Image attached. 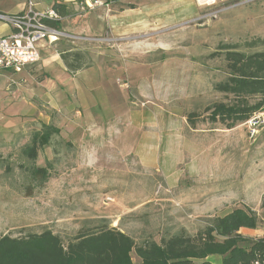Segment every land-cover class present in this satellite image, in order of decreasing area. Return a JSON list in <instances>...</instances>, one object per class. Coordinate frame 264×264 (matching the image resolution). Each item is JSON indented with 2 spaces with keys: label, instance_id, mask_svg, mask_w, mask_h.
Masks as SVG:
<instances>
[{
  "label": "rangeland",
  "instance_id": "1",
  "mask_svg": "<svg viewBox=\"0 0 264 264\" xmlns=\"http://www.w3.org/2000/svg\"><path fill=\"white\" fill-rule=\"evenodd\" d=\"M109 4L70 7L67 35L41 47L39 62L0 71V236L51 230L68 242L108 226L161 242L245 208L261 224L242 234L262 237L264 128L251 137L209 108L237 100L216 89L229 76L225 52L264 51V0ZM45 124L59 132L31 160L23 150Z\"/></svg>",
  "mask_w": 264,
  "mask_h": 264
},
{
  "label": "trees",
  "instance_id": "2",
  "mask_svg": "<svg viewBox=\"0 0 264 264\" xmlns=\"http://www.w3.org/2000/svg\"><path fill=\"white\" fill-rule=\"evenodd\" d=\"M54 9L61 16L68 14L63 2H56ZM50 25L58 28L59 22L52 21ZM225 60L229 76L218 83L216 89L237 100L218 103L209 110H212L213 120L230 121L228 126L233 128L264 109V51L247 54L230 48L225 52ZM66 65L71 70L80 68L67 60ZM252 96L259 99L254 104L248 100ZM58 132L55 125H43L33 133L23 153L36 160ZM33 173L41 182L49 176L46 167H36ZM260 224L261 219L255 211L235 208L223 216L211 218L195 235L183 232L163 238L161 242L145 240L138 244L126 232L108 226L81 231L68 242L51 230L21 237L4 235L0 236V264H136L133 252L141 259L138 264H196V260L213 254L221 255L222 261L202 264H264V235L251 239L242 234L243 230H257Z\"/></svg>",
  "mask_w": 264,
  "mask_h": 264
},
{
  "label": "built area",
  "instance_id": "3",
  "mask_svg": "<svg viewBox=\"0 0 264 264\" xmlns=\"http://www.w3.org/2000/svg\"><path fill=\"white\" fill-rule=\"evenodd\" d=\"M75 3L80 11H90L99 7H109L105 0H65ZM63 19L54 8L40 10L33 0H29L27 10L15 14L0 12V20L7 24L11 31L0 36V71L12 70L22 72L29 65L41 59L40 48L43 42H55L63 35L50 22ZM243 125L248 134L255 137L264 128V109L256 111ZM259 264V262H257Z\"/></svg>",
  "mask_w": 264,
  "mask_h": 264
},
{
  "label": "crops",
  "instance_id": "4",
  "mask_svg": "<svg viewBox=\"0 0 264 264\" xmlns=\"http://www.w3.org/2000/svg\"><path fill=\"white\" fill-rule=\"evenodd\" d=\"M12 1V6L11 7H4V8H0V12L2 13H8V14H15V13H19V12H23L25 10H27L28 8V2L29 0H11ZM36 3V7L40 10H46V9H50V8H54V5L56 2H63L67 5L68 9L72 6L74 7H78L75 3H68L65 0H55L54 4L51 5L48 8H44L43 6V0H33ZM4 23V22H3ZM60 23V22H59ZM59 29V27H58ZM11 31L10 27L4 23V25L2 26L1 30H0V36L8 34ZM47 42H43L42 43V48H46ZM26 69V68H25Z\"/></svg>",
  "mask_w": 264,
  "mask_h": 264
},
{
  "label": "bare ground",
  "instance_id": "5",
  "mask_svg": "<svg viewBox=\"0 0 264 264\" xmlns=\"http://www.w3.org/2000/svg\"><path fill=\"white\" fill-rule=\"evenodd\" d=\"M199 5L204 6L206 4L215 3L217 0H197Z\"/></svg>",
  "mask_w": 264,
  "mask_h": 264
}]
</instances>
